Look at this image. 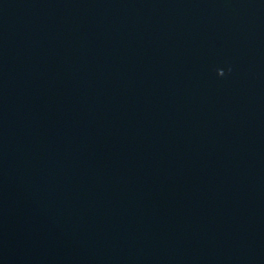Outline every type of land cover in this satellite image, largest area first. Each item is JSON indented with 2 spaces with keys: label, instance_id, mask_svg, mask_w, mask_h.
I'll return each mask as SVG.
<instances>
[{
  "label": "water",
  "instance_id": "obj_1",
  "mask_svg": "<svg viewBox=\"0 0 264 264\" xmlns=\"http://www.w3.org/2000/svg\"><path fill=\"white\" fill-rule=\"evenodd\" d=\"M0 264H264V0H0Z\"/></svg>",
  "mask_w": 264,
  "mask_h": 264
}]
</instances>
